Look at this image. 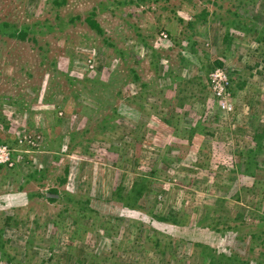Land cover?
I'll return each mask as SVG.
<instances>
[{"label": "rangeland", "instance_id": "1", "mask_svg": "<svg viewBox=\"0 0 264 264\" xmlns=\"http://www.w3.org/2000/svg\"><path fill=\"white\" fill-rule=\"evenodd\" d=\"M249 24L264 29V0H0V264H207L192 242L264 264V39ZM248 154L253 175L238 172ZM141 174L153 214L189 223L225 200L219 232L122 209Z\"/></svg>", "mask_w": 264, "mask_h": 264}, {"label": "trees", "instance_id": "2", "mask_svg": "<svg viewBox=\"0 0 264 264\" xmlns=\"http://www.w3.org/2000/svg\"><path fill=\"white\" fill-rule=\"evenodd\" d=\"M235 16H238V13H234ZM233 22H235V19L233 20ZM231 22V23H233ZM90 24L93 27H97V24L95 22H91ZM238 24V22H237ZM258 24H249L247 29L245 28V31H255L259 34V36L262 37V39H264V29L261 27L260 29H258L257 26ZM2 26H4V28L11 30L12 32H8L6 29H2V32H6L9 34V36L11 37H18L21 39L26 38V35L28 33V30L26 27H20L19 29L13 28L12 26L6 25V22L2 23ZM15 29V30H14ZM14 30V31H13ZM98 32H100V30H98ZM215 66H222V63L220 61H216L215 62ZM263 133L260 136H257L259 140H263L264 139V129L262 131ZM256 137V135H255ZM258 143H261L260 141H258ZM255 154H248L247 157L245 158L244 162L242 164H240L238 172L242 173V174H246L245 171H248V174L253 175V169L256 166H252L251 165V161L254 160ZM11 159V158H10ZM11 160L14 162H11ZM10 160L9 164H13L14 166L9 167L5 165V170L7 171H11L14 170L13 168H17V164H15V157L14 154H12V159ZM166 163H169L170 161L168 160V158L165 159ZM138 163L137 161H135V165ZM39 170V169H38ZM38 170H35L34 172H37ZM241 170V171H240ZM68 169L65 168V173H68ZM34 179L36 178L35 176H33V174H29V176H27V180L29 181L30 179ZM123 178V177H122ZM26 179V178H25ZM27 184V182H25L24 184H21L19 187H21V189L23 187H25V185ZM150 179L148 177H146L145 174H141L138 176H134L133 180H132V184L131 186L127 189H121L118 188L117 190V194L116 196H114L115 201H117L122 209L123 207L128 209H136V211L138 212H142L143 214H147L148 216L156 219L158 222H162L165 223L166 226H172L171 228H174L173 226H178L180 228H185V230H189L188 232H190L191 230H208V231H214V232H219L218 229V225L220 224H224L221 222H218L217 220H215L214 216L215 214H217L219 211L223 210V207L225 205H227V202L225 200H223L222 198H215L212 200L211 203H209L208 205H203L201 206L198 210H196L195 214V218L190 221L189 223H186L185 218H182L180 216V210L176 209L174 210L173 208L169 209L165 214L164 213H158V214H153L151 210L148 209V207L144 204L145 202H149V196L152 194L151 190H150ZM123 190V191H122ZM26 194L28 195V191H26ZM45 199L47 201H57L60 200L61 198H67L70 201L73 200V202H79L81 201L79 198H81L79 194H76V199L74 200V193L73 192H69L66 190H63V192H61L60 190L56 189V188H49L48 192H46L45 194H43ZM146 197V198H144ZM88 199H85V203L83 204L84 206H86L87 208L90 206L88 205ZM155 198H154V203L155 204ZM82 202V201H81ZM144 202V203H142ZM75 203H73L74 205ZM83 205H80V207H82ZM155 207V205H154ZM69 208H73V207H67V209ZM84 209V208H83ZM126 209H124V212H126V214L129 211H125ZM204 209V210H202ZM10 222L12 220V214L10 216H7V218ZM5 221V219H4ZM12 223V222H11ZM9 224V223H8ZM6 224V226L8 225ZM187 224V225H186ZM4 228H0V231H2L3 229H7V227L11 228L9 225L7 227ZM150 226V225H149ZM227 227H229V225H226ZM151 227V226H150ZM153 227V226H152ZM154 228V227H153ZM145 230H143L144 232ZM156 231V230H153ZM160 233V230H158ZM164 231H161V235H166L167 239H169L167 242H165L164 244L161 245V239L155 237L153 239V245L152 247H161V251H165L168 248L172 247V244L174 245L175 242H173V234H170V230L169 232L166 234L167 228H164ZM145 234V233H144ZM143 234V235H144ZM148 234H151L150 232ZM154 236V235H153ZM150 236L145 234L144 238L148 240ZM176 239V238H174ZM179 245V249L180 248H184L186 246L187 243H191L190 240L188 239H183V238H177ZM185 241H189L187 243H185ZM193 246L199 248V252L198 255H200V257L203 260V263H207V264H250L251 259H249V255L245 254V256H243L242 254H236L230 251H227V249L223 246L218 247V248H211L210 246L202 243V242H192ZM173 248V247H172ZM171 248V249H172ZM164 249V250H163ZM220 249V250H219ZM226 249V250H225ZM221 250H224L223 252H221ZM4 253V252H3ZM256 264H262V259H254Z\"/></svg>", "mask_w": 264, "mask_h": 264}, {"label": "built area", "instance_id": "3", "mask_svg": "<svg viewBox=\"0 0 264 264\" xmlns=\"http://www.w3.org/2000/svg\"><path fill=\"white\" fill-rule=\"evenodd\" d=\"M209 79L211 81L212 86H214L213 91L215 97L220 95L222 96L225 92V89L228 86V77L225 74V72L221 68H215L213 72L210 74ZM5 160L6 161L8 160L7 157L5 159L3 158V161Z\"/></svg>", "mask_w": 264, "mask_h": 264}]
</instances>
